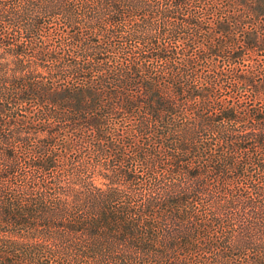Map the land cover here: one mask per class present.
Returning <instances> with one entry per match:
<instances>
[{
	"label": "trees",
	"instance_id": "16d2710c",
	"mask_svg": "<svg viewBox=\"0 0 264 264\" xmlns=\"http://www.w3.org/2000/svg\"><path fill=\"white\" fill-rule=\"evenodd\" d=\"M0 264H264V0H0Z\"/></svg>",
	"mask_w": 264,
	"mask_h": 264
}]
</instances>
